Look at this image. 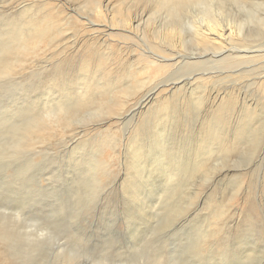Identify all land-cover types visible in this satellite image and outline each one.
I'll return each mask as SVG.
<instances>
[{
    "label": "rangeland",
    "instance_id": "rangeland-1",
    "mask_svg": "<svg viewBox=\"0 0 264 264\" xmlns=\"http://www.w3.org/2000/svg\"><path fill=\"white\" fill-rule=\"evenodd\" d=\"M200 1L207 7L192 5L191 12L188 8L170 22L173 14L168 12L179 0H96L97 7L92 0H0V32L5 31L9 49L8 54L0 49V61L9 55L15 63L24 53L11 38L25 10L28 21L48 12L71 17L66 36L57 43L47 39L31 52L25 68L15 65L14 70L0 73V225L10 232L0 236V244L16 263L148 264L154 249L163 255L164 264H193L197 256L192 245L197 240L209 244L205 236L225 225L228 234L221 238L235 253L219 248L203 253L199 263L264 264V89L257 81L264 76V0ZM204 16L221 27L231 26L234 35L228 45L196 42L188 22L200 23ZM140 19L143 22L136 24ZM89 21L113 30L92 28ZM95 28L101 34L93 42L112 70L115 58L136 61L140 67L142 56L155 58L151 55L158 53L156 48L161 56L172 54L164 64H171L168 61L178 57L176 53L185 60L155 79L123 74L116 81L110 75L105 88L113 93L104 103L113 100L118 105L110 110L82 90L64 100V94L52 90L50 71L56 62L69 60L77 64L62 69L61 77L67 71L79 73L75 66L84 58L82 46ZM58 48L61 55L51 59ZM98 80L93 77L90 84L102 85ZM177 82V90H172L179 91L174 95L183 105L180 126L186 120L187 128L178 141L187 151L178 155L176 147L168 152L157 149L136 158L131 146L136 123L144 122L145 112L156 104L151 102L143 115L133 117L131 112L151 92L168 99L173 93L168 85ZM195 85L206 87L205 100L197 102L198 96H191ZM216 93L221 94L217 105L229 96L237 109L247 112L252 105L260 109L248 121L251 132L230 156L218 152L203 163L202 172L172 180L171 174L160 172L168 165L166 154L188 168L199 162L191 151L193 128L213 105ZM82 96L81 101L76 99ZM63 104L70 109L68 116L56 111ZM64 119H72L70 125ZM25 131L30 146L17 144ZM137 160L143 168H137Z\"/></svg>",
    "mask_w": 264,
    "mask_h": 264
},
{
    "label": "bare ground",
    "instance_id": "bare-ground-1",
    "mask_svg": "<svg viewBox=\"0 0 264 264\" xmlns=\"http://www.w3.org/2000/svg\"><path fill=\"white\" fill-rule=\"evenodd\" d=\"M78 1H80V0H78ZM193 1L194 0H179V2L174 4V6L170 9L171 11L168 12L169 14L172 13L173 15H169L167 20L170 21L172 18H175V17L179 18L181 16V14H184L187 11L188 8L191 12L192 5H196V6L202 7V8L207 7V5L205 4L204 1H200V0H198L197 2L194 1L195 4L193 3ZM92 5H94L96 7L98 6V5H96V0H92ZM160 5L162 8L163 5H165V4H163V5L160 4ZM47 6H49L51 9L53 7V5H51L49 3L47 4ZM189 10H188V12H189ZM206 12H205V15H206ZM25 13H26V10H25ZM25 13L23 12V14H22V18L20 20V26H19V29L17 30V33L13 34V35L11 33V35L13 37V38H11V40L17 41V43H18L17 46H20L23 49L24 53L21 55V57L19 56V58L15 59V63H18V64H15L13 62L12 58L9 57V55H7V56L5 55L6 56L5 58L2 57L3 59L0 61V73H4V72L6 73L8 71L14 70L15 65H16V67H20V69H21V67L25 68V66H27L26 65L27 60H28L31 52H34L36 50V48H39L41 45H44L47 42V39L51 40L52 43H57L61 37H64V36H66L67 33H69V27L71 24L70 23V20H71L70 16H66L64 19V18H61L60 15H56V13L49 14V12H48V13H43V15L41 17H38V16H37V18L36 17L35 18L29 17V21H28V17H25V15H26ZM97 13L99 16L102 17L103 13L100 10H97ZM162 13H163V10H162ZM219 13H221V12H219ZM138 17H136V18L138 19ZM206 17L207 16H204L200 23L198 21H193L192 24H190V22H188V25H189L191 31L194 33L193 35L196 39V42L202 46H205V45L209 46V44H211V43L212 44L213 43H220L221 45H225V44L228 45L229 40L232 38V35H234L233 30L230 28L231 26L225 27V28L221 27V25L218 22L213 21L211 19H208ZM63 21H66L67 23L62 25L63 23H61V22H63ZM140 21H142V20L140 19L139 21L136 22V24H139ZM211 23H213V24H211ZM89 24L92 28L102 27V28L108 30V32H109V30H113L112 28L109 29L108 26H103V25L101 26V25H97V24L95 25L91 21H89ZM125 27H127L126 24H125L124 28ZM135 27H136V25H135ZM70 30H71V28H70ZM171 30L175 31L174 25L171 26ZM133 31H136V30H133ZM123 32L126 33V31H123ZM4 33H5V31L0 32V49L2 50V52H6L8 54L9 52H7V51L9 49H7V45L4 42ZM100 34L101 33H100V31H98V28H95L93 31V34L90 36L92 38L89 40V43H85L82 46L83 53H81V54H84L83 55L84 58H82L80 64L75 66L76 68H78L79 73L75 74L73 72L75 75L74 74L69 75L71 72L67 71L61 77L60 72L62 71V69L63 70L65 68L72 69L74 67V65L77 64V62H74V61L70 63L69 60H65V61L63 60L62 62H60V61L56 62L55 66L50 71L49 75L52 76L51 83L53 82L52 86L54 87V88H52V90L55 91V93L64 94L63 99L64 98L66 99V98L72 96L73 92L75 93L76 91H79V93H80V91L82 90L84 93L87 94L88 97H91L93 101L99 100L100 102H98V104L103 105L105 98L107 96H110L109 93H111V94L113 93V90H107L105 88L107 86L106 83L108 82V78L110 75H115V77L113 79L116 81H120V79L122 78L121 76L123 74L125 75V76H123L125 78H128L129 75H132V74L134 76L145 75L146 77H149L148 79L150 80V78H154V79L158 78L161 74L163 75V72L165 73L170 68L173 69L176 65L178 66V65L183 64V62L185 60V58L180 56L179 53H176L175 55H177L178 57L174 58L173 60L168 61V62H172L171 64H164L163 62L167 61L165 59H167L168 57L173 58L171 56L172 54L171 55L169 54L168 56L167 55L161 56L162 54L159 55L158 53L159 52L161 53L162 51H160V50L157 51L156 49H158V48H156L155 51L158 53L151 55V56L155 57V58L153 57L154 59L151 60V58H148L145 56H142L143 57V58L141 57L142 59L140 58L141 59V61L139 60L140 61V67L137 65L138 62H136V61L131 63L129 61L128 62L125 60L122 61L119 58H115L114 61H115L116 69L112 70L110 68V65L107 63L108 59L105 58L99 52V50L97 48L99 45H96V43L93 42L95 40V38L98 37ZM214 35L216 37H213ZM72 37H74V36H72ZM80 40H81V38H80ZM193 41H195V40H193ZM161 48H162V50H164L163 47H161ZM220 48H219V51H221ZM2 52H0V53H2ZM202 52H204V51H202ZM207 53H206V51L204 52L205 55ZM239 53H247V52L246 51H240ZM163 54H164V52H163ZM60 55H61V53H60V50L58 48V49H56V52L54 51L53 54L51 55L52 56L51 59H53V60L57 59V57ZM234 55H232V56H234ZM81 57L79 58L78 63L80 62ZM235 57H240V56H235ZM137 58H138V56H137ZM211 59H213V58H211ZM160 60H162V62H160ZM98 61H99V63H98ZM95 64H99L100 66L95 65ZM170 75L172 76V74H170ZM205 76H203V77H205ZM93 77H95V78L97 77L99 79L98 81L102 82L101 84L103 86L102 85H100V86L99 85H95V86L91 85L90 83L92 82ZM131 79H134V78H131ZM208 79H210V78H208ZM263 79H264V76L257 79V81H259L258 85H259L260 90L264 89ZM205 80H207V78ZM188 83H186V84L188 85ZM179 84H180V82L170 83V85H168V88H171V90L176 88V90H177V86ZM195 86L191 92V96L192 97L198 96V97H196L197 102L205 100L206 87L202 86V85L196 86V87ZM188 88H191V86L190 87L188 86ZM171 92H173V90ZM177 92H179V91H177ZM187 92H189V91H187ZM176 93L173 92V93H171V95L169 94L170 97L168 99H165L164 95L162 97H160L161 95L159 96V93L157 94L156 92L155 93L151 92L150 95H148L147 97H145V99L142 100L141 104L137 107V109H135L131 112V115H133V117L134 116L136 117L137 114H140V113L144 114L145 109L150 104L151 105H152V103L156 104L155 109L150 107V109H148L145 112L146 118H145L144 122L136 123V126L138 127V129H135L134 137L131 141V146H132L133 150H135V153H133V154H136V158H138L140 156V154H142V152L143 153L146 151L150 152L152 150H157V149L168 152V151H172L173 148L176 147L179 149L178 155L182 154L183 151H187V147L182 148V143L180 141H178L179 135L181 133L185 132V130L187 128H186V120H184L183 126H180L182 123L180 116L183 113L181 114L182 111H181V109H179V107H181L183 105L179 106L178 103H180V102H178V100L176 99V95H174ZM82 98H83V96L77 97L76 99L81 101ZM220 98H221V94H219V93H216V96H212L213 105L210 107V109L207 111V113L204 112L205 114H203V116H201L199 118L200 121H199L198 125L196 124V126L193 128V132L195 134V139H194V143L192 144V150L191 151H192V154L195 157H197L196 160L199 159V162L196 165H194L193 168H188L184 162H177L171 158L168 159V155L166 154V158L168 161V163H166V164H168V165L166 167L160 169L161 170L160 172L164 171L163 173L171 174V177H174V178H171L172 180L175 178H181L182 179V178H186V177H192L194 174H196L198 172H202L200 169L205 167L203 163H207L218 152L225 153V154H228L230 156L232 154V152L234 151V149H236V148H238V146L242 145V143L245 140V137H247V133L251 132V130L249 128L250 124H248V121L251 120L254 116H256V114H258L260 112V109H258L257 106H253V105L250 106L251 109L248 110L247 112L243 111L242 109L241 110L237 109L238 108L237 103L232 98H229V96L227 97L229 99L226 98V99L222 100L220 105H217L216 104L217 99L220 100ZM76 99H75V102H76ZM84 101H82V102H84ZM90 104H92V102ZM104 104H105V106H102V107H105L106 110H110V108H112V105L116 106V107L118 106L113 100L110 103H104ZM155 104H154V106H155ZM61 107L60 108L56 107V111H59L61 113L65 112V114H67V116H68V114H70V113H68V112H70L69 111L70 109L66 110L65 105H64V107H62V108ZM66 107H68V106H66ZM187 109L189 110L190 107H187L186 110ZM104 114H106V113L104 112ZM61 115H63V114H61ZM71 115H72V113H71ZM63 116L66 117V115H63ZM235 118L237 119L236 123L232 122V120ZM261 118H263V117H261ZM62 119H60V121ZM210 119H211V121H209ZM71 120L64 119L62 122L69 124V122L71 123ZM62 122H61V124H62ZM35 123L36 122H34V124ZM36 124H38V123H36ZM205 125H207L206 128L204 127ZM64 127H65V125H64ZM26 129H28V127H26ZM57 129H59V128H57ZM253 137H255V135ZM44 138H46V137H44ZM180 140H182V137L180 138ZM251 140H253V139H251ZM5 141H6V139H5ZM253 141H255V140H253ZM31 143L32 142H31L30 135H28V133L26 132V134H23V136L21 137V140H19L17 144L22 145V146L23 145H25V146L29 145L30 146ZM39 143H41V142H39ZM163 159H165V158H163ZM140 162H141L140 160L136 161L137 168L138 167L140 168V166H141ZM149 163L151 164V162H149ZM163 163L165 164V162H162L161 164H163ZM160 167H162V166H160ZM151 168H152V165H151ZM102 169L103 168H101V170ZM154 170L156 171V169H154ZM138 172H139L138 170L135 171L136 174ZM161 175H162V173H161ZM163 175H165V174H163ZM145 179H147V178H145ZM144 181H147V180H144ZM169 182H167V183H169ZM142 184H144V183L141 182L140 185H142ZM135 188H137L136 185L134 187V190H135ZM247 192H248V189H247ZM228 221L229 220H227V222ZM246 228H248V230L252 229L251 226H248V225H246ZM9 234H10V232L8 231V229L7 228L4 229V227L2 225H0V236L1 237L3 235L9 236ZM226 234H228V232L226 231V226L224 225V227L222 226V227H217V228L213 229V231L210 234H208V236H205L204 240L206 242L208 239L210 241L209 244H204V243H202V241H199V240H197L195 244L192 243L193 249H194L196 256H197L196 257L197 260L195 259V261H193V264H200L201 262H203V260L200 258L203 255V253H209L210 251L213 252L214 250H217L219 248L221 250L224 249L222 252L227 250V251H231V253L233 254V252L235 251V248L233 246L228 245V243L225 241L227 239L222 240V238H221L222 236H224ZM232 235H233V233H232ZM1 240L2 239L0 238V241ZM0 247H2L1 244H0ZM151 249H152V246H150V250ZM223 256H225V253H223ZM13 259L11 258V255L7 254V251L4 248L3 249L0 248V264H18ZM148 259L150 260L148 264H164V261H165L163 258V255L154 249L151 250V254L148 257ZM170 262H171V260H170Z\"/></svg>",
    "mask_w": 264,
    "mask_h": 264
}]
</instances>
